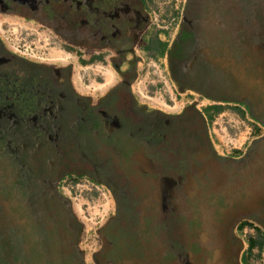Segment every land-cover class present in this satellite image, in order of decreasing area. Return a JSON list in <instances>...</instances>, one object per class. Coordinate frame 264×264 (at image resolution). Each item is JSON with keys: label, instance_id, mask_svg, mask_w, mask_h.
I'll use <instances>...</instances> for the list:
<instances>
[{"label": "flooded vegetation", "instance_id": "1", "mask_svg": "<svg viewBox=\"0 0 264 264\" xmlns=\"http://www.w3.org/2000/svg\"><path fill=\"white\" fill-rule=\"evenodd\" d=\"M249 4L186 0L164 51L175 84L218 101L255 94L245 91L255 84L245 67L252 75L260 69L256 57L246 59ZM9 15L48 25L84 50L112 53L100 60L120 77L97 97L85 95L71 67L23 56L0 37V240L13 229L14 264H85L83 256L98 264H210L206 241L216 227L204 225L199 206L210 203L207 216L216 221L215 213L228 215L229 205L213 204L246 191L230 184L245 166L231 171L229 158L212 147L204 113L167 112L138 99L137 46L162 40L147 36L148 0H0V19ZM231 26L243 35L237 41ZM230 84L240 88L230 91ZM69 175L88 176L113 198L114 213L91 255L79 248L81 226L69 199L54 190ZM0 264H13L11 256Z\"/></svg>", "mask_w": 264, "mask_h": 264}, {"label": "rangeland", "instance_id": "2", "mask_svg": "<svg viewBox=\"0 0 264 264\" xmlns=\"http://www.w3.org/2000/svg\"><path fill=\"white\" fill-rule=\"evenodd\" d=\"M247 1L252 4L246 9L251 15V20L249 17L246 19L244 45L249 56L246 59L253 60L256 57V65L260 69L257 75H252L253 67H245L247 76H252L250 82L255 83H250L252 89L246 86L245 91L250 93L251 90V94L254 92L258 96L243 94L246 99L242 101L240 92L229 94L238 97V100H212L191 88L184 90L170 79L164 51L177 32V17L186 7V0H148L151 24L147 36L155 38L161 34L162 40L152 44L153 47L149 49L138 45L136 51L141 61L137 67L138 80L133 85L138 99L167 112L194 107L204 113L209 121L207 132L212 147L220 156L229 158L233 166L231 171H238V165L245 166L244 171L230 178V184L235 189L246 191L236 198H228L230 202L227 205L213 204V208L229 205L228 215L215 213L217 222L213 216H207V211L211 210L210 203L199 206L204 213L201 219H208L204 225L213 226L214 230L216 227L213 238L206 241L209 250L205 256L210 258V264H264V0ZM238 28L229 27L235 41L243 36L239 35ZM0 37L13 51L23 56L35 60L43 58L58 67H71L75 86L85 95L97 97L120 81L114 68L107 67L108 63L106 66L101 63V60L106 61L104 56L109 60L112 53H102L99 48L84 50L40 22L17 16H1ZM211 44L220 50L221 46L215 40ZM104 78L107 82L105 86L102 85ZM237 88H240L237 84L229 85L230 91L237 92ZM54 190L60 197L69 199L74 216L81 226L79 248L91 255L100 243V226L108 219L110 212L114 213L110 192L88 176L81 175L64 177L56 183ZM251 240L256 242L252 247ZM215 256L220 257L216 259ZM83 260L85 264H98L94 256H83Z\"/></svg>", "mask_w": 264, "mask_h": 264}, {"label": "trees", "instance_id": "3", "mask_svg": "<svg viewBox=\"0 0 264 264\" xmlns=\"http://www.w3.org/2000/svg\"><path fill=\"white\" fill-rule=\"evenodd\" d=\"M209 107L211 108V106H209ZM213 107L216 108V106H213ZM217 109H218V106H217ZM182 203H183L182 204L183 207H185L187 205V203L185 201H182ZM1 229H2V226L0 225V238H3V237H1ZM6 237H5L6 238L5 241H4V239L0 240V260H1L2 256H5V257L11 256L12 263L14 264L15 261L12 259L14 256V243H15L14 242L15 237L13 235V229L11 230V232L8 233V235H6ZM255 244H256V242H253V240H251V247L254 246ZM200 257L201 256H196V259L198 260ZM26 260L28 261L27 258H26ZM36 264H38V263H36Z\"/></svg>", "mask_w": 264, "mask_h": 264}]
</instances>
